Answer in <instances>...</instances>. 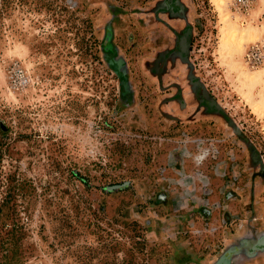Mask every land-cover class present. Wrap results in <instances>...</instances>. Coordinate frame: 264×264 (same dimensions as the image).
<instances>
[{
    "label": "rangeland",
    "instance_id": "obj_1",
    "mask_svg": "<svg viewBox=\"0 0 264 264\" xmlns=\"http://www.w3.org/2000/svg\"><path fill=\"white\" fill-rule=\"evenodd\" d=\"M106 1L131 107L101 52ZM155 1L0 0V264H184L179 243L209 262L243 228L248 151L221 120L192 121L195 105L162 103L176 90L145 67L163 49L139 13ZM184 1L198 75L264 159V0Z\"/></svg>",
    "mask_w": 264,
    "mask_h": 264
},
{
    "label": "water",
    "instance_id": "obj_2",
    "mask_svg": "<svg viewBox=\"0 0 264 264\" xmlns=\"http://www.w3.org/2000/svg\"><path fill=\"white\" fill-rule=\"evenodd\" d=\"M112 13V18L106 22L101 44L103 60L119 78L120 101L126 107L135 102V89L130 79L127 61L115 44V25L119 16L113 3L106 1ZM190 9L184 0H157L148 10L139 13L149 14L154 20V45H161L152 59L145 61L149 74L158 81L162 91L174 88L176 93L167 97L162 103H171L186 112L189 106L195 105V111L189 117L192 121L203 117H214L221 120L249 154L252 183L249 191L248 214L241 231L231 236L219 255L209 262H199L193 258V253L186 245L174 244V258L180 251L190 256L184 264H256L264 263V226L256 209L255 177L259 175L264 182V159L251 139L242 131L236 121L224 110L219 102L207 90L191 61V47L194 38V27L189 19ZM118 23V22H117ZM162 26L165 31H161ZM184 68L185 78L181 83L165 86V81L172 77L178 69ZM189 90V100L185 99V91ZM167 119H175L168 111L162 112ZM179 120V119H177ZM175 260V259H174Z\"/></svg>",
    "mask_w": 264,
    "mask_h": 264
},
{
    "label": "built area",
    "instance_id": "obj_3",
    "mask_svg": "<svg viewBox=\"0 0 264 264\" xmlns=\"http://www.w3.org/2000/svg\"><path fill=\"white\" fill-rule=\"evenodd\" d=\"M233 3L238 8H246L253 3V0H233Z\"/></svg>",
    "mask_w": 264,
    "mask_h": 264
}]
</instances>
